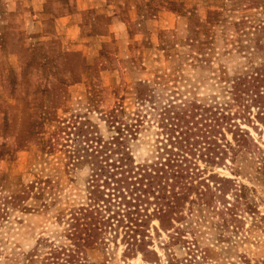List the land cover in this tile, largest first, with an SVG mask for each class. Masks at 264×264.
Returning <instances> with one entry per match:
<instances>
[{
  "label": "rangeland",
  "instance_id": "1",
  "mask_svg": "<svg viewBox=\"0 0 264 264\" xmlns=\"http://www.w3.org/2000/svg\"><path fill=\"white\" fill-rule=\"evenodd\" d=\"M223 2L0 0V264H26L30 252L61 242L69 231L58 218L88 207L93 187L118 195L109 169L134 184L142 170L163 169L173 154L188 159L189 175L168 183L175 192L190 187L185 220H160L151 194L141 207L150 215L146 246L128 247L119 228L107 250L88 253L89 262L166 264L169 254L186 257L189 242L208 250L213 264H264V220L254 224L240 213L237 233L220 227L222 203H234L236 185L255 190L250 202L264 216V119L257 108L245 118L234 102L224 112L228 79L245 76L261 56L248 63L232 27L214 28L202 65L193 61L196 49L185 46L190 26ZM241 16L249 30L264 21V9H242ZM141 92L149 95L145 102ZM170 107L189 117L174 120ZM222 113L232 119L217 121ZM90 147H104L101 156H88ZM162 173L151 179L158 190L168 176ZM209 199L211 207L199 206ZM176 228L184 232L174 243Z\"/></svg>",
  "mask_w": 264,
  "mask_h": 264
},
{
  "label": "trees",
  "instance_id": "2",
  "mask_svg": "<svg viewBox=\"0 0 264 264\" xmlns=\"http://www.w3.org/2000/svg\"><path fill=\"white\" fill-rule=\"evenodd\" d=\"M223 1L222 9L209 11L203 23L190 26V36L185 46H189L190 49H196V54H193V61H195L197 65L200 63L202 65V62L208 61V51L216 37L214 28L221 27L226 30L232 27L237 33L236 39L233 40V42H239V45H236L237 52H245V55L248 56V63H252V60L256 58L258 59V56H261L262 62L256 65L252 64L245 76L242 74L235 77L234 80L232 78L228 79V86L225 85L224 89L231 95L228 102L225 103L226 109L224 112L228 113L233 106L231 103L234 102L240 104L239 107L243 108L242 112L245 114V118L249 119L251 116V108H257V117L264 119V21L260 22L257 26H250L249 30H247V20H245L243 16H241V18L238 17L239 19L236 18L237 13L242 9H264V0ZM202 35H204V39H202ZM147 97H149L147 93L141 92L139 100L145 102ZM192 103L186 102L185 106L189 109L193 107L189 106V104ZM167 113L169 116L174 113V117L172 118L177 121H181L184 117H189V115L183 112L171 111V107L167 110ZM225 113H222L220 118H217V121L232 119L229 114L226 115ZM235 115L240 114L235 113L234 116ZM56 129V132L60 135L61 133H66L67 127L57 126ZM128 134L132 135L133 131L130 130ZM40 139L41 138H39V140ZM118 139L119 138L116 139L117 143ZM111 145H114V142H112ZM47 146L49 151H54L53 140H50ZM103 148L104 147L99 150L96 147L94 151L92 147H90L89 150L92 149L90 152L91 155L88 154V148L86 152L88 156L95 155L96 153V155H98L96 158H99ZM222 151L224 150L222 149L220 153H222ZM69 153L71 152L69 151ZM69 157L73 158L74 156L69 154ZM82 157L83 156L78 155L77 159ZM172 157L173 158H170L167 163L162 165L164 166L163 169H154L150 171L149 169L142 170L144 173L139 174L141 177L140 182L136 180L134 184L128 183L127 178H118V174H116L115 171L111 173L113 169L106 171L108 174L107 179H111V182L118 187L115 191L119 192V194L106 195L100 188L95 189V187H93L91 191L92 202L88 207L73 209L68 214L62 213L61 217L58 218L60 224L66 226L69 231L65 238L59 243L55 240L50 241L47 244L46 251L43 253L38 251L30 252L26 256V264H92L89 262L88 253L98 249L103 251L107 250L110 247V243L113 241L112 239H114V237L116 238L119 228H123L124 230V241L128 244V247L135 246L140 249L146 246V238L148 237L149 230L146 226V221L150 215L145 213L146 210L142 213L144 209H141V207L147 204L146 201H148L151 194L154 196L156 202V210L154 213L159 215L160 220L162 218L166 223L185 220L181 208L188 197L187 193L190 187L186 184L180 187V192H175L174 189L177 186H170L168 183L173 179L178 183L181 179L183 180L185 175H189L185 167L188 159L181 154H173ZM96 165H98L97 162ZM261 169L264 170V164ZM96 171H101V168L96 167ZM162 172L166 175L168 174V176L165 177V181L157 185V187H159L158 190L155 186H152L153 181L151 179L156 178L158 174ZM188 178L191 177L188 176ZM105 183L107 184L108 181ZM136 185L138 187H136ZM215 190L216 192L224 194L221 188H215ZM207 191H212V189L207 186ZM251 191L254 192L255 190L243 184L236 185L232 193L234 196V203L229 206L222 203L221 230L232 229V233H237L236 230L239 229L238 224L241 221L239 218L242 217L240 216L241 214L250 215L254 224H258L264 220V216L261 215L258 206L250 202L249 193ZM215 196L216 193L213 192L212 198ZM117 200H120V202ZM102 203L104 204L101 205ZM191 203L194 204V201ZM211 203L212 201H210V199L204 200V202L199 203V206L205 205L211 207ZM110 213H112V215H110ZM144 217H146V219H144ZM115 222H117V224H115ZM183 232L184 231L180 228H176V236H172L174 243L179 242V240L181 241ZM113 233L115 236H113ZM183 244H188L186 245L188 247L187 256L179 258L176 255L169 254L166 264H205L204 262L210 259L209 251L201 250L197 243L184 242ZM2 253L3 252L0 250V256ZM198 254H200V256ZM208 264H213L211 259Z\"/></svg>",
  "mask_w": 264,
  "mask_h": 264
}]
</instances>
